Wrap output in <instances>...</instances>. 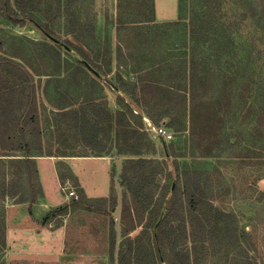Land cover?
I'll return each instance as SVG.
<instances>
[{"label":"trees","instance_id":"obj_1","mask_svg":"<svg viewBox=\"0 0 264 264\" xmlns=\"http://www.w3.org/2000/svg\"><path fill=\"white\" fill-rule=\"evenodd\" d=\"M93 1L58 0L59 16L66 20L64 32L75 41L60 38L47 21L37 19L31 12V0H0V11L12 26L30 23L51 41L38 42V60L51 67L45 74L42 97L59 110L54 120L65 121L75 145L94 156L112 150L136 156L123 163L120 182L141 213L133 225L140 230L135 236L126 230L117 233L110 221L109 263L206 264L209 248L221 243L227 259L233 252L234 264H254L248 254V249L253 250L250 233L240 226L233 211L221 210L210 200L213 173L206 166L199 168L183 160L176 182L170 183L161 198H155L157 170L142 157L151 146L142 120L164 126L174 137L189 129L191 142L197 123L211 126L219 153L207 152L204 156L209 160L217 158L223 146L239 150L244 135L253 139L247 143L249 150L263 149L264 131L253 124H264V42L259 45L243 36L242 26L248 18L230 16L228 0H177V18L167 22L155 21L154 0H118L116 18L106 19V25L109 20L118 36L133 31L135 40L113 50L108 27L102 35L95 15L81 11ZM249 3L254 10L264 6V0ZM260 17L258 24L263 27L264 17ZM113 56L117 64L111 82ZM123 58L128 62H121ZM121 63L130 78L119 71ZM103 85L127 93L137 105L142 104L136 97L140 91L142 100L155 111L143 107L142 114H137L122 98L124 109L111 110L100 97ZM68 90L74 92L70 98ZM35 92L33 76L22 63L0 54V264H4L6 249V203H27L30 208L40 195L36 157L54 156L42 154V132L31 115ZM177 143L174 138L167 143L176 169L177 158L185 156L176 154ZM79 194L87 202L106 204L108 199H90L83 190ZM110 201L114 208L115 198ZM66 210L62 206L47 212L42 224Z\"/></svg>","mask_w":264,"mask_h":264},{"label":"rangeland","instance_id":"obj_2","mask_svg":"<svg viewBox=\"0 0 264 264\" xmlns=\"http://www.w3.org/2000/svg\"><path fill=\"white\" fill-rule=\"evenodd\" d=\"M132 1L135 2V0ZM228 1V14L230 16L234 15L233 18H239V16L246 15L248 18L242 26L243 36H250L259 45H262L264 42V25L261 27L258 20L260 15L264 17V6L261 5L260 8L254 10L249 3L250 0ZM251 1L254 2V0ZM117 4L118 0H94L92 4L81 8L83 13L95 15L96 25L102 35L105 33V27H108L113 50L118 45L125 46V44H130L135 40L133 31L123 32L118 36L115 27H111L109 20L116 18ZM127 10L125 9V11ZM31 12L37 19L47 21L60 38H69L71 41H75L71 36H66L64 32L66 20L64 16H59L58 0H31ZM106 19H109L107 25ZM0 42L2 43L0 54L21 62L24 69L33 76L36 92L31 115L37 118L38 128L42 132V154L54 155L36 157L40 195L31 209L34 210L35 207L33 206L36 203L38 205L40 201L43 202L42 206H46L48 205L47 201L50 200L54 201L53 204H55L50 207L51 210L67 206L64 213L48 218L53 234L59 232L60 228L66 232L63 240L60 241L61 238L59 239L61 246L64 245L62 258L65 260L67 258L74 259L76 264H110L108 253L110 221L113 220L117 233L126 230L131 236H135L140 230L139 226L133 229V225L137 224L141 218V213L134 205L130 193L121 186L120 182L123 163L127 159L136 158V156L119 155L116 150H112L104 156H94L95 154L87 148L79 144L75 145L76 139L65 121L54 120L55 112L59 110L54 109L42 97V86L46 80L45 74L51 71V67L50 64L38 60V50L40 49L38 42L51 44V41L44 37L32 24L12 26L0 11ZM99 42L101 44L102 41ZM60 52L63 58H67L64 51L60 50ZM121 62L128 61L123 58ZM111 63L112 71L108 78L114 82L117 64L114 56L111 58ZM119 71L126 79L131 77V74H126V68L122 63ZM73 94L72 90L67 91L68 98ZM144 95L146 98L148 97L146 92ZM141 96L142 93L137 91L136 97L141 99L140 103H142L137 105L135 99L127 93L114 90L106 85H103V91L100 95L102 101H105L111 110L123 108V104L126 103L137 114H142L143 107L155 111V107L151 104L148 105ZM120 98L123 99V104L120 103ZM129 120L133 126H137L135 120L132 118ZM253 125L264 131V124L260 127L257 124ZM195 134L193 142L190 141L191 139L188 140L189 129L181 135L176 134L174 137L175 142H178L175 148L176 154H185V156L177 158L178 169H176L170 149L167 148L169 142L163 143L151 134V146L146 148V154H143L142 157L150 160L157 170L156 187L154 188L155 198H161L163 194L167 193L170 183L176 182L177 170H180V163L183 160L198 165L199 168L206 166L213 173L211 179L214 188L210 193L212 204L221 210L233 211L237 215L240 226L252 237L253 250L248 249L249 256L254 264H264V147L263 149L249 150L247 143L253 139L249 135H244V141L239 150L232 151L223 146V152L217 158L209 160L204 156L207 152L219 153L217 149L219 144L216 142L213 128L207 125L198 126L197 123ZM12 138L15 141L14 136ZM1 140L0 137V147L2 146ZM184 140L186 141L183 142ZM257 144L259 143L257 142ZM39 169L42 173L43 184L39 179ZM80 190H83L86 197L90 199L108 198L107 203L82 200L79 194ZM70 192L73 195H69ZM110 196L115 198L116 206L114 208L109 205ZM167 198H170L169 194ZM75 201L79 205L74 206L72 202ZM181 201L185 202L184 199ZM10 204L11 202L6 203L7 206ZM86 206H91V209H87ZM26 207L27 203L23 207L24 211ZM45 214H41V220ZM6 242L7 249L3 254L4 264H25L19 261L17 255H7L9 251L15 252V249H18V242L13 241L11 245H8V239ZM49 244L46 249H55L58 246V240L50 241ZM220 245L221 243L209 248L210 256L206 264H234L233 260L230 259L233 252L229 253L230 257L227 259L225 257L227 250ZM66 254L70 255L66 256ZM82 260L84 261L81 262Z\"/></svg>","mask_w":264,"mask_h":264},{"label":"crops","instance_id":"obj_3","mask_svg":"<svg viewBox=\"0 0 264 264\" xmlns=\"http://www.w3.org/2000/svg\"><path fill=\"white\" fill-rule=\"evenodd\" d=\"M154 18L156 22L175 20L177 18V0H154ZM143 120L146 129L147 123L150 121L146 118H143ZM149 136L151 137V133ZM39 175V179L43 184L44 182L40 169ZM50 175L52 174L50 173ZM53 203L54 201L50 200L47 201L48 205L42 206L43 202L40 201L38 204L39 206L37 203L33 206L35 207L34 210L31 209L33 204L30 208L29 204H27L25 211L23 208L25 203L10 205L7 206L8 208L6 207V239H8V245H11L13 241L19 244L15 252L9 251L7 253L8 256L17 255L16 257L19 261L25 264H76L74 259L70 260V258H67L65 260L62 258L64 254V250L62 251L64 245L61 246L62 244L59 243V239L61 238L60 241H62L63 236L66 235L64 229L60 228L59 232L53 234L49 220L45 224H42L41 214L51 211L50 207L55 205ZM38 221H40V223H38ZM54 240H58L57 248L46 249V246L50 245L49 242ZM69 255L70 254H66V256ZM83 261L84 260L81 262Z\"/></svg>","mask_w":264,"mask_h":264},{"label":"built area","instance_id":"obj_4","mask_svg":"<svg viewBox=\"0 0 264 264\" xmlns=\"http://www.w3.org/2000/svg\"><path fill=\"white\" fill-rule=\"evenodd\" d=\"M146 130L165 143L170 142L174 138L173 133L162 125L154 126L152 123L148 122ZM69 195H73V193L70 192Z\"/></svg>","mask_w":264,"mask_h":264}]
</instances>
